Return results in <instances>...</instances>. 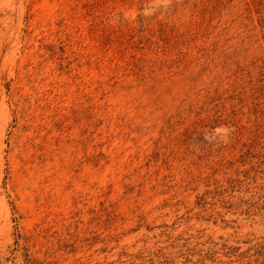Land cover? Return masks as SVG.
Returning a JSON list of instances; mask_svg holds the SVG:
<instances>
[{"label": "rangeland", "instance_id": "374dc122", "mask_svg": "<svg viewBox=\"0 0 264 264\" xmlns=\"http://www.w3.org/2000/svg\"><path fill=\"white\" fill-rule=\"evenodd\" d=\"M0 264H264V0H0Z\"/></svg>", "mask_w": 264, "mask_h": 264}]
</instances>
